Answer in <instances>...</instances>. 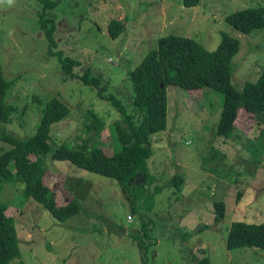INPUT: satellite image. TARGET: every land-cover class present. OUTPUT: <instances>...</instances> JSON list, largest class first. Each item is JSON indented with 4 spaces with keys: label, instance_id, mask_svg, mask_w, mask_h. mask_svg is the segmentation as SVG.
<instances>
[{
    "label": "rangeland",
    "instance_id": "rangeland-1",
    "mask_svg": "<svg viewBox=\"0 0 264 264\" xmlns=\"http://www.w3.org/2000/svg\"><path fill=\"white\" fill-rule=\"evenodd\" d=\"M264 7V0H200L187 8L182 0H58L47 19H54L58 50L81 61L107 86L99 89L69 77L40 28L39 0H0V63L4 76L17 78L6 103L19 108L10 124L0 123V155L11 148L2 136L28 140L36 135L42 111L52 98L65 103L70 114L51 128V151L46 157V183L61 205L76 202L81 212L65 222L56 220L41 204L24 195L23 177L14 165L15 183L0 179V201L15 220L21 256L10 264H264V248L227 247L233 221L264 223V115L238 111L236 128L219 135L224 95L212 88L187 90L168 85L167 127L152 135L154 155L148 161L146 193L154 196L152 212L134 205L115 179L52 158L62 144L90 145L85 115L96 111L106 122L101 143L112 155L111 127L120 112L105 100L110 93L135 114L128 72L159 40L173 35L191 38L215 50L223 37L237 39L240 50L231 60L230 82L242 90L264 71V28L244 34L226 22L228 15ZM127 23L126 31L111 38V21ZM136 118L140 116L136 114ZM136 123L139 122L136 120ZM36 160L35 156H32ZM144 182L138 175L130 185ZM223 202L224 221H215L214 205ZM135 211V213H134ZM152 221L144 236L143 225ZM189 232L187 239L184 234Z\"/></svg>",
    "mask_w": 264,
    "mask_h": 264
},
{
    "label": "trees",
    "instance_id": "trees-1",
    "mask_svg": "<svg viewBox=\"0 0 264 264\" xmlns=\"http://www.w3.org/2000/svg\"><path fill=\"white\" fill-rule=\"evenodd\" d=\"M42 13L39 15L40 28L45 32L49 42V53L57 55L64 73L69 77H77L87 85L99 89L100 98H104L107 86L100 77L92 75V69L86 68L77 75L74 70L82 65L81 61L58 50L55 38L54 19H47V11L58 6V0H39ZM184 7L193 8L200 0H182ZM227 24L244 34L264 28V7L244 9L226 18ZM127 23L113 20L109 24L111 38L117 39L126 31ZM240 50L237 39L223 37L222 43L215 50L204 48L191 38L168 35L159 40L158 48L150 50L140 64L128 72L133 87V106L135 114H130L121 100L110 93L105 100L121 114V119L111 127V138L118 146H114L112 155H108L101 143L106 129V122L100 115L89 110L85 115V126L88 133L95 132L94 142L70 148L62 144L53 151L52 158L59 162H69L74 166L101 176L115 179L122 191L131 195L134 205L142 202L145 209L152 212L155 206L154 196L160 191L147 195L146 187L150 180L148 161L154 155L151 137L163 132L167 127V94L168 85H177L187 90L212 87L224 95L222 115L218 125V134L228 136L236 128L238 111L244 108L249 113L264 115V71L255 82H247L242 90L230 82L231 60ZM17 78L8 80L4 76L0 63V123L10 124L12 115L19 108L6 103V98ZM70 114L68 106L58 98H52L42 111V118L36 135L28 140H20L13 135L2 136L11 148L0 155V179L6 183H15L11 166L23 177L24 195L47 209L52 216L65 222L78 215L81 208L78 203L61 205L56 194L46 183L47 169L45 161L51 151L50 134L55 123L62 121ZM136 114L140 116L136 118ZM136 120L139 124L136 123ZM36 157V160L32 159ZM138 175L144 182L132 187L130 182ZM9 206L0 201V264H10L21 256L20 239L15 220L7 215ZM135 213V211H134ZM227 209L223 202L214 205L215 221H224ZM152 221L143 225L144 236L152 231ZM189 232L184 234L187 239ZM140 245L145 250L148 264L147 244L141 236ZM260 247L264 248V223H247L233 221L229 226L227 247ZM201 264L209 263L207 258L199 260Z\"/></svg>",
    "mask_w": 264,
    "mask_h": 264
}]
</instances>
